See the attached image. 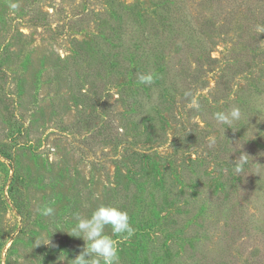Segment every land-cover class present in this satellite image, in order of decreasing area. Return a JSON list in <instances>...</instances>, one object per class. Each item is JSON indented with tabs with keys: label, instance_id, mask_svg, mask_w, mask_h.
Segmentation results:
<instances>
[{
	"label": "rangeland",
	"instance_id": "obj_1",
	"mask_svg": "<svg viewBox=\"0 0 264 264\" xmlns=\"http://www.w3.org/2000/svg\"><path fill=\"white\" fill-rule=\"evenodd\" d=\"M109 203L121 264H264V0H0V264Z\"/></svg>",
	"mask_w": 264,
	"mask_h": 264
},
{
	"label": "clouds",
	"instance_id": "obj_2",
	"mask_svg": "<svg viewBox=\"0 0 264 264\" xmlns=\"http://www.w3.org/2000/svg\"><path fill=\"white\" fill-rule=\"evenodd\" d=\"M12 7L15 8L16 5L13 4ZM139 82L150 84L152 76L141 75ZM188 106L199 109L198 100L193 97ZM214 116L219 123L230 125L232 121L239 118L240 110L233 107L227 112H216ZM239 160L240 158L234 165L236 171L240 170L236 166ZM40 211L44 216L54 214V208L50 205H44ZM73 221L72 228L65 232L70 236L82 239L84 243L79 253L71 260V264H121L120 245L136 234V229L131 223L127 210L118 204H100L92 211L91 215L74 213ZM39 245L41 244L38 243Z\"/></svg>",
	"mask_w": 264,
	"mask_h": 264
},
{
	"label": "trees",
	"instance_id": "obj_3",
	"mask_svg": "<svg viewBox=\"0 0 264 264\" xmlns=\"http://www.w3.org/2000/svg\"><path fill=\"white\" fill-rule=\"evenodd\" d=\"M171 18L173 19L174 18V15H171ZM174 23L173 24H175L174 26H176L177 28H178V24H177V22H178V20L177 21H173ZM182 27V26H181ZM189 30H191L195 35H193L191 32H190V34H191V37H192V39H193V42H198V39L199 38H203L204 37V33H203V31H201L200 29H196V28H189ZM198 47L201 49V51H203L202 53H205V54H207V59H208V61H215V60H213L212 58H211V55H209L210 54V52L208 51L207 52V50L204 48V46H202V45H198ZM193 86V84H191L190 85V89H189V91H191V87Z\"/></svg>",
	"mask_w": 264,
	"mask_h": 264
}]
</instances>
